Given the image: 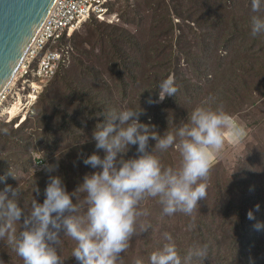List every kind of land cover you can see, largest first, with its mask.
<instances>
[{
	"label": "clouds",
	"instance_id": "obj_1",
	"mask_svg": "<svg viewBox=\"0 0 264 264\" xmlns=\"http://www.w3.org/2000/svg\"><path fill=\"white\" fill-rule=\"evenodd\" d=\"M250 8L254 13L249 19L250 35L264 34V15L256 14L264 9V0H251ZM157 88V98H149L148 103H159L177 92L171 75ZM212 101L213 97L206 98L188 112L186 122L168 127L163 135L158 134L155 125L139 119L145 111L140 105L109 108L91 136L103 156L93 152L82 159L84 165L99 170L85 174L71 192L59 175H49L42 203L32 196L33 191H39L35 186L31 198H24L23 207L18 204L24 189L20 183L16 187L5 183L8 176L18 179L10 166L0 174V184L4 185L0 188V239L22 264H63L68 257L64 255L63 238L75 242L69 256L79 264H123L120 253L127 252L131 238L149 227L155 232L146 219L150 214L145 206L148 198H155L161 206V216L176 212L191 216L198 200L207 195V178L214 158L223 154L226 145H238L246 137L245 125L222 104L213 107ZM23 121L20 119V123ZM7 131L0 128V133ZM149 138L155 140L151 151L147 150ZM131 145L137 146L139 155L125 159L123 154ZM170 147L179 154L178 162L172 166L161 160V154ZM57 168L58 163L44 165L49 173ZM255 207L259 209V205ZM247 218L254 219L252 210L247 212ZM253 228L262 230L264 223L257 221ZM161 239L160 246L148 252L146 260L137 256L132 264H203L209 256L207 243L190 245L181 254L171 233H161ZM55 245L60 246L62 255L57 254ZM0 264L4 262L0 260Z\"/></svg>",
	"mask_w": 264,
	"mask_h": 264
},
{
	"label": "trees",
	"instance_id": "obj_2",
	"mask_svg": "<svg viewBox=\"0 0 264 264\" xmlns=\"http://www.w3.org/2000/svg\"><path fill=\"white\" fill-rule=\"evenodd\" d=\"M124 1L126 2L123 4L124 12L122 13L124 23L129 24L137 20L140 22L148 21V38L145 43V48L141 49L140 41L133 32L118 24L107 23L106 29L100 30L105 26V23L96 18H93L96 26L89 36V39L95 40L97 38L98 40L95 42V45L103 44V48H101L102 55H97V60H104L109 67L106 68L111 72L112 69L114 70V74L119 81L117 86L121 87L120 94L123 98L129 96V94L131 95L133 91V95L130 97L128 104L130 107H138L140 105L145 111L139 119L142 122L155 125V130L158 134L163 135L168 127H174L176 118L179 116H181L182 121L186 122L188 112L200 104L197 103L199 99L197 94L203 88L197 82L193 81L191 74H193L195 80L199 79L203 74L201 67H205L206 70H210L212 73L216 72L217 74L214 76H210L212 73L208 74L211 79L209 82L215 87H212L203 95L206 98L209 96L213 97V107L220 103L228 113H236V111L242 108V102L248 100L246 97L250 95L251 97H255L256 86H251L249 80L243 82L241 87L233 88V85H229L231 77L228 76L229 71L239 70L241 75L246 74V77L253 78L251 82H254L255 75L258 74L259 76L263 73V66H258L257 62L264 59L261 56L262 52H264V34L257 36L250 35L249 19L254 14L250 8L251 0ZM140 11L146 14L141 16ZM256 14L260 15V13ZM175 18L178 19L177 22H175ZM198 27L203 28L204 32L198 34ZM97 30L98 32L95 34ZM69 42L74 52L72 55L73 60L75 49L72 35L69 38ZM165 43L167 45H162ZM173 46L177 50L173 49ZM130 49H133L136 54L129 52ZM233 62H237L238 65H234ZM78 65L85 76L88 77L91 74L90 78L93 83L85 86L79 84L74 77L68 75L62 77L63 80L69 82V88L73 90L70 95V97L73 96V106L78 103V110L80 112L83 111L86 115L99 114L96 120L98 123L103 122L104 116L102 114L104 111L109 108L120 109L118 102L113 99L107 83L101 82V78L93 62L86 64L83 59H79ZM138 68L141 70L140 75L137 73ZM67 69L69 68L60 70L57 75ZM183 70H185V74H183ZM220 70L222 71V75ZM126 72H128V76L125 75ZM169 75L174 78L177 86L175 95L170 97L166 96L159 103H148L149 98L153 100L157 98L159 82ZM127 78H130L131 82ZM53 85L39 100L41 109L38 113V128L41 131V136H43V141L46 142L54 139L52 136L54 131L52 126L53 122L59 123L58 120H62L65 123V128L70 130L68 113L64 110L63 104H71V101L68 98H63L61 88L58 86L53 88ZM246 90H248L249 95L244 94ZM259 91L261 96H263L264 87ZM94 124L97 123H82L79 124V128L81 130L90 129ZM58 126L60 125L58 124ZM18 127H15V129L21 130ZM10 132L12 133L13 131L11 130ZM71 132L73 133V130ZM3 135L4 133L0 135V140ZM54 143L56 146H59V139L56 138ZM88 143L89 141H85L83 145H87ZM154 144L155 140L149 138L147 150L151 151ZM136 147V145L129 146L128 151L123 154L124 158L128 159L138 156L139 153L136 152ZM86 150L88 155H91L93 152L103 155L102 150L95 148L94 140L88 144ZM56 153L57 156L51 159L48 164L58 163V168L51 173L46 172L43 168L35 173L30 180V187L33 189L36 186L39 190L38 192L33 191V198L38 203L43 202L44 188L49 175H59L62 178L66 190L69 191V189L74 190L82 183L85 174L94 172L93 168L84 165L82 162L74 163L73 166L78 165L80 167L75 171L74 182L71 185L68 178L70 164L63 160L68 156L69 152L61 149ZM164 153L161 154V157ZM249 159L251 158L249 157ZM2 163L5 164L6 168L7 164L5 160H2ZM164 164L169 166L173 165L168 163ZM5 172H7V169L0 171V174H4ZM6 180H8V177ZM240 182L246 185V187H249L250 190V184L247 180L241 179ZM21 191L18 204L23 207L25 192L23 190ZM209 191L210 184H207L206 193ZM80 195L82 197L83 193ZM251 201L254 203L253 207L246 209L245 214L242 216L239 213H235L233 219L230 221L232 243L236 245L246 246L248 241L252 240L249 238V234H258L264 230L258 231L253 228V225L257 221L264 223V209L257 210L255 206L258 205V202L256 200ZM156 203V200H154L145 204V206L151 212V209H153ZM249 210H252L254 213V219L252 220L247 218V212ZM26 214L27 211L25 210V213L21 216V230ZM193 234H196L199 238H216L211 227L183 231L179 235L176 243L181 254L187 249V247L182 246V240ZM60 235L62 238V232ZM66 243L68 245L67 256L71 258V264H79V261L75 257L69 256L71 247L74 246L75 242L71 241L70 238H63V244ZM55 247L57 254L62 255V251L58 248V245H55ZM263 252L260 245L256 259L250 262L251 258H246L243 255L244 250H242L240 254H235L236 258L233 261L239 264H264V261L260 259ZM241 254L243 256L238 257ZM222 255V253H218V258L221 261L224 260ZM0 260L4 264H22L21 259L6 245L3 239L0 240ZM211 260L212 258L204 259L203 264H212L210 262Z\"/></svg>",
	"mask_w": 264,
	"mask_h": 264
},
{
	"label": "rangeland",
	"instance_id": "obj_3",
	"mask_svg": "<svg viewBox=\"0 0 264 264\" xmlns=\"http://www.w3.org/2000/svg\"><path fill=\"white\" fill-rule=\"evenodd\" d=\"M132 2V0H129ZM126 3L124 0H111L108 8L111 15L112 23L118 24L119 26L127 28L133 32L140 41L141 49L145 48V43L148 36V21H135L133 23H124L122 19V13L124 12L123 4ZM140 5V4H139ZM138 5V7H139ZM135 7V6H132ZM141 16L146 13L140 11ZM260 15H264V10H261ZM178 19L175 18V22ZM105 26L100 30L106 29V25L109 22L103 21ZM95 20L93 18L88 19L86 22L80 24L74 32H72V38L74 43L75 54L69 69L57 75L51 82H49L43 89L38 97L37 103L29 115L25 114L24 109L17 114L16 111L13 115L10 114L9 109L0 103V128H7L6 134L1 136L0 140V171L9 169L11 166L17 173V178L8 176L6 184H10L16 187L19 183L24 189L25 198H31L32 188L30 187V180L35 173L42 170L44 165L48 164L51 159L57 156V151L65 149L68 156L63 160L70 164L68 169L69 181L72 185L74 182L75 171L80 167L78 165L73 166L74 163L82 162V159L88 155L87 148L88 144L92 141V132L96 126L94 124L90 129L81 130L79 124L86 123H98L97 118L99 114L86 115L83 111H79L78 103L73 106L72 98L70 97L72 89L69 88V82L63 80V76L68 75L74 77L79 84L87 86L93 83L91 80V74L87 77L84 75L82 69L78 65V60L83 59L86 64L93 62L101 78V82H106L109 86L110 92L113 99L118 102L119 108L130 107L128 101L132 94L123 98L120 94L121 87H118L117 80L114 70L109 71L106 67L108 65L104 60H97V55L101 56V48L103 44L95 45L98 40L89 39V36L95 29ZM98 30L95 34H97ZM204 32L203 28L198 27L197 33ZM167 45V43L162 44ZM173 49L177 50L175 46ZM129 52L136 54L133 49ZM261 56L264 57V52ZM258 66H263V73L258 76L255 75L254 82H251L253 78L246 77V74L241 75L239 70L229 71L228 76L231 77L229 85H233V88L241 87L243 82L250 81L251 86H256L255 97L248 96L245 102H242V108L234 114L237 119L243 123L247 129V135L243 141L235 146L226 145L223 154L219 157L214 158V162L209 171L207 178V184H210V191L207 192L205 198L198 200L196 208L193 210L191 216L185 215L181 212H176L172 216H161V206L156 205L151 209L149 216L146 218L151 222L152 228L155 229L153 233L151 227H149L143 233L134 235L129 245L127 252H121L120 256L124 257L123 264H132L135 257L139 256L146 260L148 252L158 248L162 243L161 233L167 231L171 233L174 242L177 243L179 235L183 231H189L196 228H207L211 227L215 234L214 238H199L196 234L185 237L182 240V246L189 247L193 244H204L207 243L209 246V256L205 259H211L212 264H239L235 259V254H240L244 250V256L251 258V261L256 259L258 254V248L261 245L264 251V230L258 234H249V238L252 240L248 241L246 246H240L232 243V235L230 232L231 220L235 213H239L241 216L245 214L246 209L253 207L254 203L251 200H256L259 205V209H264V95L261 96L259 90L264 87V59L257 62ZM234 65H238L237 62H233ZM109 68V67H108ZM203 74L199 79H194L191 74L193 81L197 82L203 89L197 94L199 98L197 103H201L206 99L203 97L204 93L215 87L211 85V80L208 74L212 72L206 70L205 67H201ZM221 75L222 71L220 70ZM138 75L141 74V70L137 69ZM183 70V74H185ZM237 73V74H236ZM128 76V72L125 73ZM217 75L216 72L210 76ZM218 79V78H217ZM216 79V81H217ZM56 80V81H55ZM129 82L130 78H127ZM55 82V84H54ZM54 84V85H53ZM53 85V88L59 87L62 90L63 98H68L71 104H63L64 110L68 113L69 129L65 128V123L62 120H58L59 123L53 122L52 126L54 131L49 142L43 141L41 131L38 128V113L41 109L39 103L40 97L44 95L47 90ZM196 85V86H198ZM252 89V87H251ZM129 90H131L129 88ZM253 90V89H252ZM193 93H195L192 90ZM245 95H249L248 90L244 91ZM251 97V98H250ZM201 98V101H200ZM220 104V103H219ZM7 106V104H6ZM9 107V106H8ZM90 109V107L88 106ZM86 109V110H89ZM17 114V115H16ZM21 116H24L21 118ZM26 117V119H24ZM20 119L24 120L20 123ZM176 124L179 125L182 121L181 116L176 118ZM16 123H20L16 130ZM58 124L60 126H58ZM175 124V126H176ZM13 131L12 133L10 131ZM73 130V133L71 132ZM3 133H0V135ZM56 138L59 139L60 145L56 146L54 143ZM85 141H89L87 145H83ZM83 142V143H81ZM57 148V149H55ZM48 149V150H46ZM83 152V154H82ZM79 153V155H78ZM103 155H101L102 157ZM249 157L252 159H249ZM164 163L175 165L178 162L179 154L178 150L169 148L167 152L161 157ZM5 160L7 167L2 163ZM93 169V171H97ZM245 179L250 184L249 187L241 184L240 180ZM3 184H0V188H3ZM73 191L69 189V192ZM22 192V191H21ZM11 195V193H9ZM84 195V194H83ZM34 196V192H32ZM155 198H148L145 204L154 201ZM73 202L75 199L73 197ZM192 225L189 229V225ZM1 240V239H0ZM64 255H68V245L63 244ZM60 248V246H58ZM61 250V248H60ZM62 251V250H61ZM218 253H222L223 261L219 260ZM242 254L238 257L243 256ZM237 257V258H238ZM261 261H264V252L260 257ZM71 258L66 257L63 260V264H71ZM209 264V263H204Z\"/></svg>",
	"mask_w": 264,
	"mask_h": 264
},
{
	"label": "built area",
	"instance_id": "obj_4",
	"mask_svg": "<svg viewBox=\"0 0 264 264\" xmlns=\"http://www.w3.org/2000/svg\"><path fill=\"white\" fill-rule=\"evenodd\" d=\"M110 1H56L14 79L0 96V100L7 104L5 107L13 101L19 102L22 97V109L28 112L27 115L32 113L46 85L60 70L70 67L74 52L69 38L76 27L91 18L112 23L108 8Z\"/></svg>",
	"mask_w": 264,
	"mask_h": 264
},
{
	"label": "water",
	"instance_id": "obj_5",
	"mask_svg": "<svg viewBox=\"0 0 264 264\" xmlns=\"http://www.w3.org/2000/svg\"><path fill=\"white\" fill-rule=\"evenodd\" d=\"M57 0H0V96Z\"/></svg>",
	"mask_w": 264,
	"mask_h": 264
},
{
	"label": "bare ground",
	"instance_id": "obj_6",
	"mask_svg": "<svg viewBox=\"0 0 264 264\" xmlns=\"http://www.w3.org/2000/svg\"><path fill=\"white\" fill-rule=\"evenodd\" d=\"M0 103L2 104V106L4 105V106H6V103H4V102H2L1 100H0ZM23 106H24V101H23V99H22V97H20V100H19V102H12V103H10L9 104V107H5L6 109H9V111H10V114H14L16 111H18V112H16L17 114H19L20 113V111H22L23 109ZM24 111H25V109H24ZM16 114V115H17ZM25 114H28V112H26Z\"/></svg>",
	"mask_w": 264,
	"mask_h": 264
}]
</instances>
